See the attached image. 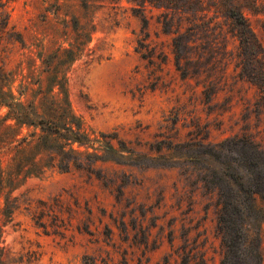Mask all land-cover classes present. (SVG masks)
<instances>
[{
  "label": "rangeland",
  "instance_id": "obj_1",
  "mask_svg": "<svg viewBox=\"0 0 264 264\" xmlns=\"http://www.w3.org/2000/svg\"><path fill=\"white\" fill-rule=\"evenodd\" d=\"M1 1L9 29L0 37V89L14 96L22 89L28 95L38 81L50 85L56 72L59 88L53 91L65 95L88 135L116 131L126 145L142 152L154 141L163 147L153 158L143 153L134 157L140 166L127 165L132 161L124 157L118 160L122 163L97 161L92 173L56 167L40 174L14 172V180L0 189V264H84V259L95 264H163L165 258L168 264H220L215 191L202 187L199 166L186 160L183 147L166 150L164 145L207 135L206 141L217 142L249 134L264 147V106L255 103L260 100L257 87L239 74L234 37L222 33L225 45L208 41L185 49L187 61L176 65L171 35L156 22L160 10L148 4L89 0L86 7L88 0ZM236 8L264 45L262 16L256 14L264 9V0H236ZM75 19L85 24L84 39L89 40L67 60L58 47L72 46ZM228 27L223 24L222 31ZM17 33L20 42L14 40ZM139 40L156 64L140 57ZM5 110L0 106L3 176L12 154L9 143L29 131L7 129L1 121ZM199 162L218 174L225 169L244 175L230 162L227 170L211 158ZM103 177L111 184L105 185ZM54 197L69 209L61 216L63 236L49 226L44 233L30 218L38 201ZM258 203L264 208V200ZM4 205L12 212H4ZM107 228L109 238L104 235ZM248 229L252 236L257 232L252 223ZM259 239L264 264V224Z\"/></svg>",
  "mask_w": 264,
  "mask_h": 264
},
{
  "label": "trees",
  "instance_id": "obj_2",
  "mask_svg": "<svg viewBox=\"0 0 264 264\" xmlns=\"http://www.w3.org/2000/svg\"><path fill=\"white\" fill-rule=\"evenodd\" d=\"M128 1L141 7L148 4L160 10L156 22L160 24L163 33L171 35L170 45L176 65L181 59L187 61L182 53L185 49L200 47L208 41L225 45L222 33H230L237 41L239 74L257 87L260 100L255 103L264 106V45L241 8H236V0ZM253 1L255 3L256 0ZM90 4L89 0L83 3L86 7ZM4 5L0 0V37L9 29ZM210 9L212 10L209 14ZM258 13L262 16L261 23L264 28V9L256 12ZM217 17L222 18L221 22ZM141 20L144 22L143 26H146V18L143 16ZM74 21L72 46L62 49L58 47L65 53L64 58L67 60H72L74 53L85 47L89 40L88 37L84 39L85 24L76 19ZM223 24H229L232 28L228 27L223 32ZM145 36L147 37L148 33L145 32ZM14 40L20 42V35ZM136 48L140 57L146 59L148 64H156L153 53L143 41L139 40ZM54 76L50 85L38 81L35 89H31L28 95L26 90L23 93L22 89L17 96L0 89V106L6 109L1 116L5 127H24L29 130L19 139L9 143L12 154L5 176L0 162V189L3 188V183L14 180V172L17 171H23L25 175L40 174L49 167H56L60 171L75 168L92 173L93 165L97 161L122 163L118 160L126 157L132 162L123 164L140 166L134 157L143 153L146 157L153 158V152L161 151L163 146L158 144L159 141L147 143L145 152L137 150L118 138L116 131L99 133L93 137L88 135L80 120L70 111L65 95L58 96L53 91L55 86L59 88L60 81L56 72ZM169 118L173 122L176 121V116ZM207 136L205 139H190L183 143L169 142L164 148L169 150L173 145L183 147L181 151L186 160L199 166L198 180L202 187L215 191L219 206L217 223L222 247L220 264H261L259 231L264 224V208L258 201L264 200V147L249 134H234L217 142L206 141ZM14 141L15 144H11ZM204 157L223 165L226 170L230 162L242 169L244 175L225 169L220 174L209 170L199 162H203ZM96 177L100 178L99 175ZM102 181L105 185L111 184L108 178L103 177ZM117 191L120 192V188ZM73 204L77 207L76 201H73ZM68 210V206L64 207L63 203L54 197L38 201L30 218L44 233H48L49 226L52 233L63 236L61 229L66 230V227L61 216ZM4 212L11 213L12 209L8 210L7 205H4ZM87 212L90 213V209H87ZM248 220L257 229L254 236L248 229ZM77 229L79 230L78 227ZM87 232L92 234L88 229ZM104 235L109 238L110 229L108 231L107 228ZM168 263L165 258L163 264ZM84 264L95 263L84 259Z\"/></svg>",
  "mask_w": 264,
  "mask_h": 264
}]
</instances>
